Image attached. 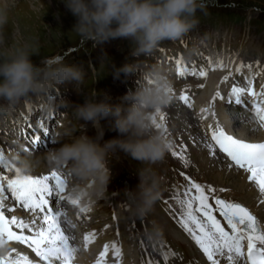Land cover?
Returning a JSON list of instances; mask_svg holds the SVG:
<instances>
[{
	"label": "snow or ice",
	"instance_id": "obj_1",
	"mask_svg": "<svg viewBox=\"0 0 264 264\" xmlns=\"http://www.w3.org/2000/svg\"><path fill=\"white\" fill-rule=\"evenodd\" d=\"M177 64L181 65L182 61L178 60ZM208 65L209 67H201L199 70L193 66L190 70L191 74L207 77L209 69L228 67L222 58L216 61L209 58ZM245 67L251 70L252 65H244L241 62L235 71L240 73ZM187 71L188 69L183 66L178 67L181 76ZM260 74L255 72L250 77H245L246 86L233 83L226 95L217 86L208 104L199 109L198 116L202 122L207 121L209 116L212 117L211 123L204 126V139L201 141L209 155L215 159L223 154L229 161L227 167L229 169L235 167L248 173L247 180L253 182L259 193L264 195V141L254 142L240 138L229 131L217 115L218 102L221 107H228L230 110L233 105L237 106L234 115L239 114V106H242L253 113V120L259 127L264 128V84L260 86L259 91L254 87V78ZM232 75L233 73L229 71L222 78L221 83L228 81ZM199 87L202 88L204 85L201 84ZM245 97L248 98L247 101ZM179 99L189 108L194 107L188 92H182ZM52 115L54 113L49 119H52ZM155 119L157 121V118ZM159 119L164 121L162 112ZM161 124L157 122V127ZM32 127L31 124L27 126L25 135L30 133V140L37 145L42 137L48 135L50 128L41 123L42 132L39 130L31 132ZM31 150L35 151V148ZM172 155L180 157L187 163L183 150L173 149ZM0 163H4L6 168H15L16 173L12 178L0 174V264H74L78 248L71 243L74 237L68 234L65 221L62 219L64 213L58 206L61 202L79 205L81 200L79 196L67 192L68 184L64 175L57 170H52L47 175L23 174L14 164L4 161L2 151H0ZM187 180L189 183L184 185L183 195L174 194L179 208L175 215L172 213L170 215L191 237L207 261L211 264H222L221 258L226 257L227 264H264V227H261L257 217L243 204L215 195L216 189L210 185H202L190 176ZM4 181H7V190L15 202L31 213L27 221L15 214L10 216L6 214L15 209V204L12 208H8L5 204ZM210 199L214 200V204ZM87 210L82 208L81 212ZM217 214L226 222L227 227ZM68 224L71 225V222L69 221ZM71 227L74 228L75 225ZM117 234H120L119 225H117ZM95 235V231L87 233L84 237L85 247L95 239ZM10 242L25 245L38 259H34L26 251H18ZM139 244L142 254L148 253L143 257L142 264H177V261L184 260L181 252L173 250L170 246L166 248V241L158 229L154 228L152 233L139 241ZM110 247L115 258L113 264H121L120 258L123 253L119 240L112 241L111 244L105 243L95 264H109L107 258Z\"/></svg>",
	"mask_w": 264,
	"mask_h": 264
},
{
	"label": "rangeland",
	"instance_id": "obj_2",
	"mask_svg": "<svg viewBox=\"0 0 264 264\" xmlns=\"http://www.w3.org/2000/svg\"><path fill=\"white\" fill-rule=\"evenodd\" d=\"M201 2L202 7L198 8L195 13L197 23L188 31V39L185 43L187 54L192 52L194 48L205 50V53L208 54L218 49L219 51L217 52H228L223 50L227 46L226 48H230L232 53L235 52L241 57L258 52L264 61V0H201ZM76 21L77 17L66 7L64 0H11L8 23L0 29V36L3 38V43H0V53L13 46L27 43L30 46L29 50L33 52L30 59L37 66H43L48 58L60 56L63 57L64 62L82 69L84 74L82 81H70L61 84L52 82L59 88V91L62 92L64 90L63 94L67 95L70 100V111L66 120H64L65 127L61 131L62 139H64H60L59 147L64 142H67V135L78 136L82 132H87L90 136L96 135L97 130L92 127L91 122H88V126L82 129L86 122L80 120L77 116V105L83 103L86 99H104V94L109 98V103L118 104L120 99L116 96V85H120L124 75H129V73L122 74L121 71L119 72L118 65L120 67L126 65L127 56L129 59L133 57L131 50L135 47V44L127 38H115L102 44H98L91 39L86 40L73 29ZM3 31L5 35L2 33ZM192 31L194 35H191ZM194 36L202 37V41L195 43V45L191 41ZM217 41L218 46L213 43ZM196 57L192 55L194 60H196ZM5 58L4 55L0 54V60ZM158 62L167 64L162 60H158ZM95 94L100 95L96 96ZM35 95L37 96V94ZM0 104H6V101L0 100ZM120 104H124V102L121 101ZM126 104L127 102H125ZM165 116L163 121L165 122L164 135L166 132H170ZM2 119L3 116L0 117L1 124ZM7 120L9 119L5 118V121ZM189 120L190 118L187 117L186 121L189 122ZM114 121L115 117L112 116L101 121L104 128L103 138L105 141L112 138H127L128 136L127 133H121L113 127ZM157 122L162 123L159 118ZM193 123L190 135L195 130V121ZM3 127L0 125V132ZM4 135L0 133V141L1 136ZM173 136L171 133L167 140L170 143V147L166 151L165 156L155 162L134 159L119 148L110 150L107 161L110 169H114V173L112 174V171H110L112 177L109 182V188L113 190L118 188V184L126 187V184L131 183L133 189L141 193L139 175H142L145 184L155 182L156 196L164 202L168 212H172V215H175L179 206L174 194L183 195L182 189L185 184L189 183L187 177L190 176L202 185L208 184L211 186L213 184L211 170L201 169L197 165L198 161L192 160L191 157L187 158V163H185L180 157L172 155L171 145L179 144L176 139L171 142L170 137L172 139ZM182 137L181 145L184 148L187 141ZM13 152L14 150L12 149L10 154ZM35 156L27 158L31 161V169L29 171L34 169H37V172L46 171L48 165L42 164ZM5 162L9 163L11 159L5 160ZM48 169L52 170V167L49 166ZM37 172L33 171V175ZM3 173H6L9 178L15 176L13 170H4ZM234 184V180L231 182L226 180L225 185L229 189L226 186L217 184L218 187L215 185L214 188L217 191L215 195H219L220 187H222L224 199L237 203L244 199L248 203V194L237 190ZM227 190H231L230 194L226 193ZM6 193L9 194L8 192ZM91 195V199L96 201L95 197L97 195L95 193ZM124 196L126 199L125 191ZM140 201L143 202L142 199ZM210 202L214 204V200L210 199ZM111 214L106 213L103 216L112 217ZM97 215L88 223L89 225L96 226L98 223L99 225L103 223L107 225L111 222V220L99 222V219H102L103 216Z\"/></svg>",
	"mask_w": 264,
	"mask_h": 264
},
{
	"label": "clouds",
	"instance_id": "obj_3",
	"mask_svg": "<svg viewBox=\"0 0 264 264\" xmlns=\"http://www.w3.org/2000/svg\"><path fill=\"white\" fill-rule=\"evenodd\" d=\"M64 3L77 17L73 29L82 38L98 44L127 38L135 44L131 50L133 56L150 54L162 40L182 37L197 23L195 13L202 7L201 0H64ZM10 7L11 0H0V29L8 23ZM0 43H3L2 36ZM29 49L25 43L0 53L6 57L0 60V100L7 102L0 104V112L7 111L26 94L48 91L52 82L61 84L83 79L82 69L64 62L60 56L46 59L43 66L35 65ZM122 72L133 71L125 66ZM145 81L135 91L125 94L126 105L109 103L106 94L104 99H86L78 104L77 116L86 122L82 129L91 122L96 135L66 134L67 142L44 154L50 165L69 166L70 174L82 182L78 188L80 194H103L111 180L107 157L114 148L141 161L155 162L165 156L170 143L165 139L163 125L157 127L155 118L172 100L170 84L159 72L146 76ZM110 116L115 117L113 127L128 136L101 144L104 136L101 121ZM15 166L22 173L27 172L31 161L16 157ZM139 176L140 196L147 206L155 199L156 185L154 181L145 184L144 177Z\"/></svg>",
	"mask_w": 264,
	"mask_h": 264
},
{
	"label": "bare ground",
	"instance_id": "obj_4",
	"mask_svg": "<svg viewBox=\"0 0 264 264\" xmlns=\"http://www.w3.org/2000/svg\"><path fill=\"white\" fill-rule=\"evenodd\" d=\"M2 33L3 35H5L4 31ZM217 51L215 50V52H209L207 57L211 58L213 61L222 58L225 64L228 65V67L223 69L218 68L215 70L209 69V75L207 77H203L201 81L198 82L199 84H203L204 87L202 88L200 87V89L197 90L198 92L196 93L193 92V94H191L190 96V98L194 102V108L196 110L197 116L199 113V109L201 107L206 106L208 102L211 100V97L215 93L217 86H219L221 92L226 95L233 83H236L238 86H243L242 82L243 80H245V77H250L252 73H255L254 66L257 64V58L252 61V65L254 66H252L251 70L245 67L242 70V72L237 73L235 71V68L241 62H243V59L237 57V55L235 56L231 55L228 52H217ZM257 57L260 58L261 56L257 55ZM209 58L207 60H209ZM172 61L173 60H170L168 62L164 61V62L169 64ZM204 63L207 62L206 61L202 62V65L204 67L209 66L208 64H204ZM229 71H231L233 75L229 77L228 81L221 83L222 78L225 75H227ZM260 73H261L260 75L254 78V87L256 88L257 91H259L260 86L264 84V71ZM188 80L194 81L195 79H188ZM35 97L37 101H35L33 97H29V96L20 98L13 105H11L10 109H7V111L0 112V115L6 113L10 116L12 120H17V122H20L21 124H23L26 120L31 121L33 119V114L39 116L43 124H44L45 116H47V122H49L50 121L49 116L54 113L53 112L54 104L53 102H50L48 100L50 95L44 92L42 94H37V96L35 95ZM245 99L248 100L247 97H245ZM234 110L235 109L233 106L232 109L230 110L228 107H221L220 102H218L217 104V115L221 119L222 123H224L225 125L227 124L232 130L241 131L245 135L246 139L252 141H264V128L259 127L257 122H251L248 113L245 112L242 115L243 112L242 109L239 108L238 115H234ZM25 117H27V119H25ZM197 118H199V116ZM172 119L174 122L173 124L177 126L178 130H181L180 133L183 136L182 138L187 141L185 142L186 147L183 148V152L186 154V157L187 158L191 157L192 160L198 161L197 165L200 166L201 169L207 171L211 170V175L213 174L212 182L215 185L218 184L219 186H226L227 185V184L225 185L226 180H229V182L234 180L235 181L234 186L236 185V189L239 190L240 192H246L248 194L247 199L250 207L248 208L253 213V215L257 217L258 221L261 224V227H264V195L259 193V190L255 187L253 182L247 180L248 173L242 170H238L234 167L232 169H229L227 167V164L229 162L224 157H219V158L216 157L214 159L213 157L211 158L210 155L208 156V154L204 151L203 147H201L200 142L197 139L195 140L191 139L189 137V134L187 135L188 132L186 133V129H187L186 124L177 117ZM211 121H212V117L209 116L208 120L204 121L205 123L203 124L201 123L203 125L202 126L203 129H201L202 140L204 139V133H205L204 126L207 123H211ZM8 127L9 124L3 127L4 134L6 132L8 133L10 132V129H8ZM104 141H105L104 138H102L100 143L103 144ZM46 152L47 151H42L39 152L38 154L36 153L35 157L38 158L42 164H46L49 166L50 164L44 158V154ZM201 152L203 154H201ZM207 157L213 159V161H209ZM67 184L70 186L68 193L76 196L84 195L78 192V188H79L78 185L73 186V184L70 181H68ZM108 185L106 186V190H104L103 194L101 195L102 199L104 200L101 201L98 205H100L101 208L100 211L102 214H105L107 211H111L110 210L111 208L106 206L108 205L107 201L115 205L116 208L113 213L115 214L116 220L111 222L112 224L111 230L109 231L106 227L103 228L104 226L103 224L101 225H99V223L97 224L96 227H98L101 230V231H97V233L98 235L99 234L102 236L104 235V238L100 240L99 236L97 235L96 238L95 235V239L91 243H88L86 248L87 250L86 253L81 251L80 246L77 244L78 242H75L79 250L74 264H95V260L99 256V252L103 250V245L105 243L111 244L112 241H116V240H119L121 242L122 253L125 256L124 259H121V264H142L143 257L147 256L148 253L142 254L139 241L142 238H146L147 235L152 233L154 228L158 229L159 232L162 234L163 239L166 241V248L170 246L173 250L179 251L183 254L184 260L177 261V264H211V262L207 261V258L203 255L202 251L195 244V242L192 241L191 238L183 231V229H181L168 216V214L165 212V210L162 208L161 204H159L157 200L154 199L151 203V206L145 207V205L142 202L138 203V198L137 196H135L136 193L138 192L136 191V189H133L131 183L126 184V187H123L118 184V188L113 192L109 191L110 189H108ZM226 188L229 189L228 186H226ZM124 191L126 194L127 202L124 201ZM6 192L7 191L5 190L4 195L7 198L5 200V204L8 208H12L14 202L11 200V197H9L11 193L9 192V194H7ZM94 202L95 200L91 199L89 201L87 208L88 209L87 212L91 213L90 215L92 218L95 216L92 215V213L97 214L96 209H98L97 207H99ZM252 203L253 205H251ZM65 204L67 206V202H65ZM253 207L255 208V210L259 211L260 217H258L256 211H253ZM22 211L23 210L15 208L12 212H9V215L15 214L18 217H22L27 221L30 218L31 213L29 212L24 213ZM66 218L69 220L71 219L72 221L75 220V216L71 212H68L66 214ZM102 219L105 220L106 218H102ZM100 221H102L101 218L99 219V222ZM65 225L68 228L67 230L68 234L71 237H74V234L76 235L77 228H73L75 231L73 233V231L70 229L69 224L66 223ZM117 225H119L120 228L119 235L117 234ZM25 231L27 232V230ZM10 243H12L13 246L17 247L18 251H26L34 259H38L37 257H35L34 253H32L30 249H27L25 245H22L19 242H10ZM85 243L86 241L84 240V246ZM160 258L162 259V257ZM107 259L109 261V264H113V259L115 258L112 256L111 247Z\"/></svg>",
	"mask_w": 264,
	"mask_h": 264
}]
</instances>
